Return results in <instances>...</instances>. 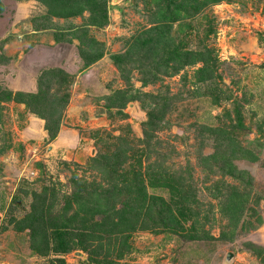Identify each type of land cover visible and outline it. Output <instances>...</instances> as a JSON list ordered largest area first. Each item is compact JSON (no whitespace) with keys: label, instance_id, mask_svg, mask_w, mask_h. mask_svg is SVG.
Instances as JSON below:
<instances>
[{"label":"rangeland","instance_id":"1","mask_svg":"<svg viewBox=\"0 0 264 264\" xmlns=\"http://www.w3.org/2000/svg\"><path fill=\"white\" fill-rule=\"evenodd\" d=\"M107 5V25L95 28L88 27L87 16L47 20L44 8L33 0H0V89L37 94L45 72L57 70L67 76L63 84L58 75L50 89L55 96L67 97L54 138L45 130V121L25 105L1 104L0 264H91L81 251L35 254L29 231H18L16 223L31 212L33 193L46 192L47 204L56 214L64 196L76 193L81 185L86 184L87 191L91 185L107 186L88 169L90 160L112 152L117 138H128L141 149L143 123L156 100L167 102L168 109L164 129L157 134L158 147L171 170L189 167L196 198L187 206L197 217L181 221L180 235L134 233L120 264H261L244 244L264 247V0H227L187 21L182 34L173 27L172 35L183 40L184 49L213 50L219 77L205 83L194 78L200 65L176 76H160L153 84H145L132 68L129 76L121 75L112 57L125 54L131 39L149 27L152 5L149 0H108ZM92 39L100 46L90 45ZM85 49L103 52L104 57L87 67ZM119 91L129 99L125 108H107V98ZM205 127L229 129L243 147L258 155V163L239 160L234 165L253 178L249 207L258 200L255 209L263 223L249 231L239 227L232 242L219 239L229 220L206 190L220 178L199 167L200 155L212 154L215 145ZM148 193L176 208L182 206L167 190ZM243 221L256 224L247 216ZM194 227L207 237L188 239Z\"/></svg>","mask_w":264,"mask_h":264},{"label":"trees","instance_id":"2","mask_svg":"<svg viewBox=\"0 0 264 264\" xmlns=\"http://www.w3.org/2000/svg\"><path fill=\"white\" fill-rule=\"evenodd\" d=\"M33 1L44 8L47 20L87 16L88 27L95 28L106 26L109 20L108 0ZM149 1L152 5V12L148 13L149 27L131 39L125 54L112 57L121 75L129 76L132 68L142 76L145 84H153L161 80L160 76H176L186 68L200 65L194 76L198 83L217 79V60L213 50L206 46L201 51L184 49L183 40L173 36L172 29L176 26L177 33L182 34L187 21L191 22L207 8L227 0ZM209 32L212 31L209 29ZM89 44L100 46L94 39ZM82 53H85L82 58L87 67L104 57L103 52L93 53L88 49ZM58 75L63 76L60 82L66 84L65 74L57 70L47 71L40 78L37 94H13L0 89V108L2 103L9 102L25 105L32 114L45 121V130L54 138L59 131L67 101L66 96L58 97L50 91L52 84L59 81L55 79ZM107 100V108L119 110L124 109L129 101L122 91L114 93ZM154 106L143 123V139L139 141L143 145L141 149L128 138H117L112 152L99 154L90 160L88 169L102 177L107 186L91 185V190L87 191L86 184L81 185L76 193L64 196L63 207L56 214L52 211L53 205H48L50 198L46 192L33 193L31 212L16 223L18 231H29L32 252L46 257L51 253L67 255L81 251L91 264H120L131 249L129 240L134 233L180 235L183 231L181 221L186 222L187 216L196 219V211L187 206L196 198L189 167L179 172L171 170L165 165L168 157L158 147L157 134L164 129L167 102L156 100ZM228 130L221 127L204 128V132L215 138V145L213 153L200 155L198 162L203 171L220 178L206 190H210L211 197L219 201L222 213L229 220L219 239L232 242L239 227L240 231H249L261 226L263 219L255 209L258 200L249 207L253 196V178L234 165L239 160L258 163V155L252 149L243 147ZM143 157L146 160L144 166ZM227 179L235 181L237 186ZM150 189L169 191L171 198L177 197L182 206L176 208L163 198L149 194ZM244 216L255 219L256 224L251 221L246 224ZM197 232L194 227L188 239L207 237H201V234H206L199 231L198 235ZM244 247L264 264V247L250 242L245 243Z\"/></svg>","mask_w":264,"mask_h":264},{"label":"water","instance_id":"3","mask_svg":"<svg viewBox=\"0 0 264 264\" xmlns=\"http://www.w3.org/2000/svg\"><path fill=\"white\" fill-rule=\"evenodd\" d=\"M230 258V256L228 257V259Z\"/></svg>","mask_w":264,"mask_h":264}]
</instances>
